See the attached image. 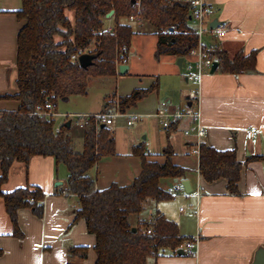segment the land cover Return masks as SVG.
<instances>
[{"label": "crops", "instance_id": "1", "mask_svg": "<svg viewBox=\"0 0 264 264\" xmlns=\"http://www.w3.org/2000/svg\"><path fill=\"white\" fill-rule=\"evenodd\" d=\"M205 4L210 22L217 19L228 25L220 43L222 52L233 58L256 51L253 71L222 73L217 67L212 73L206 71L198 84L190 81L187 73L182 80L179 68H183L184 62L180 67L176 55L156 57L157 35L139 18H126L122 21L138 25L137 29L131 25L134 34L127 57L116 64L114 76L96 77L109 85L101 97L103 102L114 100L106 107V102L102 103L99 110L74 112L114 113L119 109L120 97L134 89L153 86L147 96L124 110H134V118H142L137 130L124 136L108 126L113 124V118L110 124L103 123L114 139L115 152L101 157L87 173L97 189L112 183L127 185L141 171V161L133 147L142 144L151 159L163 161L162 150L167 143L171 145L173 162L188 172L182 179L162 180L161 187L188 180L189 192L181 190L172 206L162 201L149 202L142 218L147 220L152 214L161 213L176 223L180 237L198 236V244L192 254L183 253L180 247L159 249L158 256L150 259L153 264H252L256 251L264 247V0H205ZM21 6L22 0H0V95L17 92L16 34L23 22L16 18L15 11ZM68 14L72 17L71 12ZM104 26L111 29L112 19H105ZM147 28L148 31H139ZM124 63L127 70L122 74L118 66ZM122 82L129 85L124 92L118 91ZM196 87L200 91L199 121L205 127L200 142L218 150L234 149L242 162L237 194L227 191L224 179L206 182L199 174L198 157L191 154L196 138L193 119H181L167 135L154 115L163 101L170 111L194 105L190 97ZM16 107L15 100L0 99V110ZM251 127L258 129L256 144L245 137L246 129ZM144 129L150 132L142 140L136 131ZM187 129H191L188 135ZM72 140L73 144L80 141L77 151H81L82 136L74 133ZM254 155L263 157L245 162ZM59 165L50 156H32L27 165L17 161L12 164L3 191L24 185L38 187L44 193L43 210L39 217L29 207L18 210L17 223L22 232L18 237L12 234V222L0 197V264H94L95 238L88 233L83 219L75 220L78 198L66 191L68 171L63 164ZM58 181L61 183L56 185Z\"/></svg>", "mask_w": 264, "mask_h": 264}, {"label": "trees", "instance_id": "2", "mask_svg": "<svg viewBox=\"0 0 264 264\" xmlns=\"http://www.w3.org/2000/svg\"><path fill=\"white\" fill-rule=\"evenodd\" d=\"M132 1L22 0L21 9L15 11L16 18L23 22L16 34L17 92L0 95V99L17 102L15 110H0V197L12 222V234L21 237L17 223L19 209L29 207L38 217L42 215L44 193L30 185L3 191L11 166L15 161L27 165L32 156H50L56 165L63 164L68 171L66 191L78 198L75 220L83 219L88 233L95 238L94 264H153L150 259L158 256L159 249H176L188 240L180 237L176 223L161 213L152 214L150 221L139 217L146 209V201L172 198L161 187L162 180L182 179L188 172L173 162L169 143L162 150L163 161L151 159L142 144L133 147V153L141 161L139 175L127 185L112 183L97 189L87 173L101 157L115 152V142L106 125L99 123L96 127L89 118L81 134L82 150L77 151L68 134L70 126L62 124L55 132L54 119L35 113L36 107L44 109L46 103L55 106L58 99L85 95L89 77L116 74V64L127 57L134 34L131 25L122 21L130 16H138L157 35L156 57L163 54L184 57L196 47L198 37L189 22L188 2ZM110 10L113 14L106 17ZM109 18L113 21L110 30L104 26V20ZM85 52L96 57L83 68L77 59ZM215 56L222 73L255 69L256 51L229 58L219 50ZM152 89L153 86L134 89L120 97L119 110L134 106ZM113 100L106 102L105 107ZM178 124L179 121L173 122L164 128L167 135ZM261 157L249 156L245 162ZM241 168L242 162L234 149L218 150L200 144L198 172L206 182L222 178L227 191L237 194ZM131 215L137 216L136 221L129 220Z\"/></svg>", "mask_w": 264, "mask_h": 264}, {"label": "built area", "instance_id": "3", "mask_svg": "<svg viewBox=\"0 0 264 264\" xmlns=\"http://www.w3.org/2000/svg\"><path fill=\"white\" fill-rule=\"evenodd\" d=\"M185 1L189 3V22L194 27L198 42L196 47L192 48L184 57H183V68L187 72L188 79L195 84L200 83L204 73L211 69L212 64L216 61L215 52L221 50V40L223 39L228 25L223 21H219L215 26L210 27V21L207 19V6L205 4V0H178ZM137 11L139 8L137 6ZM138 18V16L133 15L128 19L132 20ZM110 30V29H108ZM199 88H194L192 90L191 100L196 104L186 106L184 108H176L173 111L168 110L166 102H161L157 111L154 113L155 117L158 118L159 123L163 128H167L171 123L180 121L183 118H191L194 121V127L192 128L195 131V140L194 143L191 144V154L199 157L200 155V140L205 134V127L199 121V111L197 108V98L199 96ZM36 114L45 115L48 118H52L55 121L56 116L63 117L64 120H67L69 116L75 117L76 115L70 114H58L54 110V106L50 103H46L44 105V109L41 107H36ZM116 116H125L128 118L127 123L130 125L132 120L135 117L134 113L123 111L121 112L119 109L114 113H96L93 115H81V118L78 119L77 124L79 127H84L89 118L94 120V124L98 127L99 123L110 124L112 122V118ZM63 123L55 122L54 131L58 132L60 130V126ZM191 129L185 130V134L188 135ZM258 129L256 127H251L246 129L245 137L252 144H256L258 140ZM182 181L176 182L173 186L167 187L164 190L171 195L172 198H175L177 194L183 190ZM180 211L183 210V207H180ZM152 216L147 219L150 221ZM198 244V236L194 238H190L185 240L183 243L179 245L182 249L183 253H193Z\"/></svg>", "mask_w": 264, "mask_h": 264}, {"label": "rangeland", "instance_id": "4", "mask_svg": "<svg viewBox=\"0 0 264 264\" xmlns=\"http://www.w3.org/2000/svg\"><path fill=\"white\" fill-rule=\"evenodd\" d=\"M69 15V14H68ZM131 25L135 26V29H137L138 25L135 24V22H131ZM139 30V29H138ZM146 30L148 31L149 29H140L139 31H143ZM179 73H180V77L182 78V80L184 79V76L186 75V71L184 68H179ZM191 83H188V87H190ZM128 83H121L118 86V91L120 92H124V90H127L128 88ZM109 90V85L107 83H103L100 80H98V78L96 77H89L88 78V84H87V94L86 95H74V96H70L67 97L66 99H58L56 102V113L61 114V113H66V114H70V115H74V112H89L90 110L95 111V110H99L101 108V106L104 105V103L106 101L103 102V100L101 99L103 93ZM108 99V98H107ZM106 99V100H107ZM103 103V105H102ZM134 110H128V112H132ZM112 112H114V109L112 110ZM87 116V115H86ZM81 118V115H76L75 117L69 116L67 118L71 120V126L68 130V134H70L71 136H73L74 133H78V135H81L83 132V129L81 127L78 126L77 121L78 119ZM150 118V117H149ZM64 118L61 116H56L55 117V122L61 123L62 120ZM128 118L125 116H116L113 117V124L108 125L110 127V129L112 131H118L120 132V135H127L130 133V131H135L139 128V123H140V119H142L141 117H136L132 120V124L131 125H127L126 124V120ZM64 122V121H63ZM149 128V127H148ZM82 129V130H81ZM162 131H164L161 128ZM150 130L149 129H144V131H136L137 134H139V138L142 139L143 136H147V133H149ZM143 140V139H142ZM80 143V141H79ZM79 143H74L73 147L75 150H79ZM59 167H61V164L59 165ZM63 167V166H62ZM127 182V181H125ZM119 184H125V183H119ZM128 184V182H127ZM105 188V187H104ZM175 199H177V196L173 199H169V200H163L162 203H168V205H173V203H175ZM149 202L151 201H146L144 203V206L146 207V209H144V211H142L139 215V217H143L146 214V211L148 209L149 206ZM137 219L136 215H131L129 220L131 222H134Z\"/></svg>", "mask_w": 264, "mask_h": 264}, {"label": "water", "instance_id": "5", "mask_svg": "<svg viewBox=\"0 0 264 264\" xmlns=\"http://www.w3.org/2000/svg\"><path fill=\"white\" fill-rule=\"evenodd\" d=\"M133 3H134V0L132 1ZM113 10H110L107 14H106V17H110L112 14H113ZM218 23V21H217V19H214V20H212L211 22H210V27H213V26H215L216 24ZM96 57V54H91V53H87V52H85V53H82V54H80L79 56H78V63L80 64V66L81 67H83V68H86V67H88L89 65H91L92 63H93V59ZM182 62H183V57H178V59H177V64L178 65H180V67H181V65H182ZM217 68V62L215 61L213 64H212V66H211V69H210V72L212 73V72H214L215 71V69ZM127 70V64H120L119 66H118V71L120 72V73H125V71ZM63 99H66V98H63ZM70 123H71V121L70 120H67L65 123H64V125L66 126V127H69L70 126ZM61 182L60 181H58L57 183H56V185L57 184H60ZM182 184H183V187H184V189H185V191L186 192H189V182H188V180H183L182 181ZM132 230L134 231L135 230V228H132ZM252 264H264V247H261V248H259L257 251H256V253H255V256H254V261H253V263Z\"/></svg>", "mask_w": 264, "mask_h": 264}]
</instances>
